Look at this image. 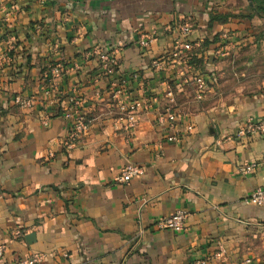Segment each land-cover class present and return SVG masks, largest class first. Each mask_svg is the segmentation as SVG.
Here are the masks:
<instances>
[{
  "label": "crops",
  "instance_id": "0c3cea01",
  "mask_svg": "<svg viewBox=\"0 0 264 264\" xmlns=\"http://www.w3.org/2000/svg\"><path fill=\"white\" fill-rule=\"evenodd\" d=\"M188 68L206 78L201 100ZM123 95L154 99L134 127ZM168 105L178 143L158 120ZM75 114L88 129L66 149ZM251 124H264V0H0V264H264V207L244 202L264 186ZM128 164L143 175L116 182ZM176 211L182 230L157 224Z\"/></svg>",
  "mask_w": 264,
  "mask_h": 264
},
{
  "label": "built area",
  "instance_id": "2783aa9c",
  "mask_svg": "<svg viewBox=\"0 0 264 264\" xmlns=\"http://www.w3.org/2000/svg\"><path fill=\"white\" fill-rule=\"evenodd\" d=\"M190 31V27L188 25H183L181 27V33L186 35ZM148 42L146 40L141 41L142 46H146ZM191 49V44L188 42H180L177 47H175L171 52V57L175 60H181L185 57V52ZM100 60L104 62V68L109 69L111 65L114 64L115 58L111 55H101ZM152 66L156 69H160L162 63L157 60L152 61ZM54 71L56 72L55 68ZM182 78L183 84H188L192 87L194 92V97L197 100H201L208 89V84L206 78L203 74L192 73L188 68L187 71H184L180 74ZM167 97H169L170 101H172L173 92L168 90L166 92ZM154 99H149L144 96H135V95H123L118 98V110L121 113V118L126 119L128 127H134L137 121V117L140 112L144 110H148L152 105L151 103ZM14 102L21 105L27 106L28 100L21 98L20 96H16L14 98ZM172 103V102H171ZM179 116L177 112L174 110L173 105H168L165 108V112L163 115L158 117L159 121H165L167 124L168 133L164 136L165 140L168 142L178 143L181 138L174 131V127L177 123ZM192 128L190 123L186 124L187 131H190ZM88 129V121L81 114H75L74 118L70 124L69 129L67 130V135L63 141L66 149H69L73 146L74 141L79 138L86 130ZM251 130H260L264 131V124H257L250 126ZM254 164H245L239 168L241 173H249L254 169ZM143 167L136 164H128L124 166L119 174L115 177V181L118 183H126L133 178H139L143 175ZM244 202L253 204L255 206L264 207V186L259 187L254 190L249 196L244 199ZM185 212L184 211H176L171 214L169 217L161 219L158 221L159 226H163L165 228H169L171 230L179 231L184 227L185 222ZM218 254L223 253V249L219 247ZM4 245L0 244V259L3 256ZM248 262V260H247ZM41 263V255L37 253H33L26 258L8 262L6 264H40ZM205 260H199L195 262V264H204Z\"/></svg>",
  "mask_w": 264,
  "mask_h": 264
}]
</instances>
